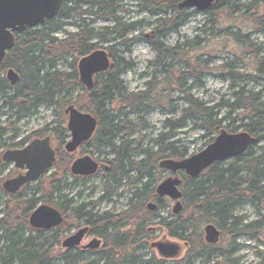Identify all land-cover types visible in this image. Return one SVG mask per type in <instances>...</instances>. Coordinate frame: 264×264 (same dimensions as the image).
<instances>
[{"label": "trees", "instance_id": "16d2710c", "mask_svg": "<svg viewBox=\"0 0 264 264\" xmlns=\"http://www.w3.org/2000/svg\"><path fill=\"white\" fill-rule=\"evenodd\" d=\"M137 1L151 15H164L156 20L152 33L151 45L158 51V60L174 56L163 49L160 41L168 34L176 32L195 11L179 9L181 0ZM245 1L217 0L205 13L211 16L210 23H213L214 17L225 12L233 20H250L249 23L255 25L257 32L264 33V0H251L248 6L242 5ZM64 3L55 18L36 28H28L18 35L16 47L10 52L11 56L7 61L9 67L19 71L20 83L14 91L0 81L1 108H6L11 113L17 108L25 116L34 114L41 106L61 110L65 104L75 105L79 95L76 99H72V96L79 89L86 99V109L79 110L93 115L98 122L95 133L84 148L112 158L109 161L103 160L106 167L101 168L104 189L102 198L112 194V185H120L122 179L128 177L132 171L135 173L134 178H127L130 179L128 186L131 187L128 203H134L136 208L133 212L126 210L123 216L105 213L107 215L96 218L91 217L85 208H76L75 212L91 222L94 229V226L102 225L94 234L102 239L103 247L86 253L79 250L64 251L59 246L57 230L33 229L29 226L28 218L41 203L60 208L66 201V197L59 194L62 188L77 183L82 185L85 180L72 178L71 182L62 186L55 182L56 175L52 174L49 176L51 185L48 193H44L46 191L42 188L41 181H38L28 184L24 192L5 198L0 214V264H55L56 261L63 264H176V259H161L158 255L157 259L153 254L148 239L157 230L165 232L174 241L183 243L185 255L181 261L185 264H193L197 257H204V261L208 262L215 255L226 257L223 262L216 264H238L234 255L242 246L237 243V239L264 234V150L259 153L253 150L257 143L264 140V101L261 106L256 107L252 105L259 103L255 94L250 93L245 98L243 93L237 94L241 106L248 111L247 123L239 127H230L229 124L223 126L229 121L228 117L218 118L214 107H207L191 98H188L187 107L182 110L178 120L167 121L171 130L179 128L185 121L197 123L206 137H210L207 143H211L222 130L236 134L238 129H242L240 133L247 134L254 141L240 155L214 163L194 178L183 172L172 175L181 177L179 191L182 208L179 214H171L169 219L163 218L159 213L166 208V203L156 195L158 180L154 177L155 172L158 169L168 172L161 166V162L170 159L180 161L187 155L184 150L175 148L173 142H166L172 136L170 132L156 137L153 142L154 151L144 150L140 152L143 159L138 162L131 161L130 152L135 150L129 151L131 142H128V138L138 131L136 124L128 122L127 115L145 114L148 109L156 107L151 101L156 96L152 92L153 82L146 83L144 91L129 94L123 81L119 80L129 67L117 55L128 53L134 45L135 40L128 39V34L137 24L122 23L113 0H65ZM82 7L86 9L82 10ZM259 10L260 15L257 14ZM233 13L237 15L234 16ZM90 17L110 21L112 25L96 31L86 22ZM74 18L76 21L72 22ZM71 23L76 32L67 33L65 38L57 39L56 34L63 33L64 28ZM227 35L237 39L240 34ZM116 40L120 42L105 47L98 46L114 43ZM98 47L106 51L112 68L95 75L94 85L87 89L79 83L75 57L82 58ZM116 48L123 49L122 53ZM174 50L179 48L175 47ZM252 53L254 56L260 54L259 50H253ZM13 54L16 56H12ZM259 60L260 65L263 64L264 56ZM59 65L67 67L69 72L59 69ZM187 69L190 70V66ZM191 70L192 74L187 75L196 77L195 69ZM247 100L250 102L247 103ZM125 109L130 112L122 113ZM112 112L117 115H110ZM62 120L52 131L61 145L67 139ZM137 120L141 121V118L138 117ZM47 130L48 127H45L41 132ZM223 162L228 163L223 166ZM79 196L78 194L77 197ZM149 202L157 204L156 211L149 212L144 208ZM245 203L257 208L259 215L256 220L244 224L233 215V211ZM209 224L220 231V236H231L225 249H219V245H209L204 241L202 231ZM124 228L126 230L122 231ZM148 252V259H143V255ZM84 254L95 255V258L81 261ZM259 264H264V257Z\"/></svg>", "mask_w": 264, "mask_h": 264}, {"label": "rangeland", "instance_id": "374dc122", "mask_svg": "<svg viewBox=\"0 0 264 264\" xmlns=\"http://www.w3.org/2000/svg\"><path fill=\"white\" fill-rule=\"evenodd\" d=\"M113 1L116 2L115 4L118 9L117 16L122 19V23L137 24L134 30L128 34V39L135 40L134 45L129 49L128 53H122L123 49L116 48L118 52L122 53L117 56L121 57L129 67L128 71L119 77V80L123 81L129 94L142 92L146 88V83L153 82L154 88L152 92L156 95L155 99H153L152 95L153 98L151 100L154 103L153 106L156 105V107L148 109L145 114L136 113L127 115L128 122L136 124L138 131V133L128 138V142H131L129 151L135 150L134 152H130L131 161L138 162L143 159L144 156L140 152L144 150L154 151L153 142L159 134L172 132V136L166 142H173L175 148L180 151L184 150L187 155L186 158L197 154L210 144L207 143L210 137H206L204 130L199 128L197 123L193 121L182 122V126L174 130L169 129L167 125L168 120L176 121L181 117L182 110L187 107L188 98L197 100L207 107H214V113L218 115V118L228 117L227 120L229 121H226L223 126L229 124L230 127H239L247 123L248 111H245L241 106L237 94L243 93V97L245 98L248 94L253 93L259 99V103H252V105L256 107L261 106V103L264 101V63L260 65L259 58L264 56V33L257 32L255 25L249 23L250 20H233L225 12H222L221 16L217 15L214 17L213 23H210L212 18L209 14L195 11V13H192L185 19L176 32L168 34L160 41L163 49L167 50L170 54H174V56L158 60V51L151 45L153 41L152 33L156 20L164 17V15H151L145 11L137 0ZM250 4L251 0H246L242 5L248 6ZM85 9L86 7H82V10ZM257 14L260 15L261 10ZM232 15L236 16L237 14L233 13ZM83 18H86V16ZM74 21H76V18L72 20V22ZM86 22L96 31L112 25L110 21H103L96 17H90ZM74 32H76V28L71 23V25L64 28L63 33L57 34L56 38L63 39L67 33ZM228 33H239L240 35L235 39L228 36ZM118 42L120 41L116 40L114 43L99 44L98 46L105 47ZM175 47H178L179 50L175 51ZM96 49H99V47ZM253 50H259L260 54L254 56ZM75 59L77 61L79 57L77 56ZM68 60L71 61V59ZM188 66H190V70L187 69ZM191 68L195 69L196 77H189L187 75V73L192 74ZM59 69L69 72V69L63 65H59ZM77 95L79 97L75 105L73 103L65 104L61 110L55 107L41 106L34 114L24 116L20 123L15 125L22 131L20 136L25 137L36 134L38 131L48 127V130L41 134L42 136L52 135L56 144L55 133H52V131L58 127V122L61 119L67 120V116L66 118L63 116L64 110L69 105H72L77 110L79 108L86 109V99L84 95H81L79 89L75 91L72 99H76ZM246 102L249 103L250 101L247 100ZM1 104L0 101V128L5 129V134L10 136L7 128L13 121L14 114L6 108H1ZM129 112V109L122 111V113ZM110 115L115 116L117 114L116 112H112ZM138 117L141 118V121L137 120ZM262 119L264 120V117ZM241 131L242 129H238L236 134ZM61 132L59 133L61 134ZM34 137L38 136L33 135L32 138ZM120 138L121 135H119ZM253 150L255 153L264 150V140L257 143L256 148ZM85 155L100 163L102 167L105 166L103 160L109 161L112 159L110 156L104 157L103 155L85 150L84 147L81 151L79 150L75 155H72V158L76 159ZM60 160V163L54 169H51L39 180L41 181L42 188L46 191L44 193L50 191V175L56 174L58 177L54 180L62 186L65 183L71 182L73 178L69 174V171H67L68 156ZM228 162H223V166H226ZM126 169L127 166H125ZM101 171L102 169L95 176L89 177L82 185L77 183L75 186L68 185L62 188L59 194L66 197V200H72L75 203H87L99 200L104 195ZM8 175L9 173L6 170L0 171V178ZM134 176L135 173L131 171L128 177L122 179L120 185H112V194L105 197L109 202H105L100 208L102 210L101 213L125 215L124 212L128 210V198L131 192V187L128 186L130 179L127 178H134ZM169 176L168 172L160 169L154 175L158 180V184ZM176 177L181 178L178 175ZM78 194L80 198H77ZM5 198L7 196L0 190V214L4 207ZM164 202L166 203V208L162 209L159 214L161 217L169 219L174 202L169 199H165ZM233 215L241 219L245 224L256 220L259 210L245 203L235 208ZM121 230L124 231L126 228ZM71 233L72 230L69 229V231L59 237V241L62 242ZM91 239V237L88 238L82 244L88 243ZM230 239L231 236L227 234L221 235L217 243L219 249H225ZM156 241L178 243L181 251L176 258V264H185L181 261L183 255H185V248L182 242L174 241L165 232L160 230L152 232L151 237L148 239V244ZM237 243L242 246L234 255V258L238 259V264H259L261 258L264 257V234L259 237H239ZM154 252L153 254L158 259L155 250ZM149 256L148 252L143 255V259H148ZM218 256L211 257L208 262L204 261V257H197L193 260V264H216L217 262H223L226 258ZM94 258L95 255L84 254L81 257V261L92 260ZM55 264L63 263L56 261Z\"/></svg>", "mask_w": 264, "mask_h": 264}, {"label": "water", "instance_id": "95a60500", "mask_svg": "<svg viewBox=\"0 0 264 264\" xmlns=\"http://www.w3.org/2000/svg\"><path fill=\"white\" fill-rule=\"evenodd\" d=\"M217 0H182L178 8L190 9L196 12H205L216 3ZM61 0H0V63L4 57L5 50L13 46L12 33H21L27 28H34L50 20L57 15ZM112 64L105 50L97 49L78 61V79L81 84L90 89L94 85L93 76L105 72ZM7 79L14 84L18 77L13 71H9ZM68 116L67 129L71 133V140L66 143L65 151L74 152L82 143L88 142L97 127V119L84 113L73 106L65 109ZM254 141L245 133L229 134L222 130L216 138L202 151L191 155L183 160H165L161 166L176 174L183 172L194 178L210 165L225 161L240 155L247 146ZM49 137L43 140H33L24 150L11 152L4 155V160L14 162L18 168L27 170L25 175L8 180L4 184V190L12 194L26 183L36 181L45 173L54 162V152L49 147ZM98 164L90 157L84 156L73 162L70 173L74 176L89 177L98 171ZM181 181L176 176H170L156 186L155 192L159 199L169 198L174 202L172 214L177 215L181 211V192L179 185ZM149 211L156 210L154 203L147 204ZM61 222L59 212L52 206L39 205L29 215V226L36 230L49 231ZM87 229L79 230L75 235L63 240L62 248L77 247L80 244ZM204 241L209 245H216L219 241L220 231L213 225L203 228ZM100 241L93 240L84 248L97 249ZM161 259H176L181 251L178 243L169 241H157L150 245Z\"/></svg>", "mask_w": 264, "mask_h": 264}, {"label": "flooded vegetation", "instance_id": "af4514ba", "mask_svg": "<svg viewBox=\"0 0 264 264\" xmlns=\"http://www.w3.org/2000/svg\"><path fill=\"white\" fill-rule=\"evenodd\" d=\"M64 1L65 0H61V3L59 5V9H58V12L60 10V8L62 6H64ZM57 12V14H58ZM57 16V15H56ZM55 16V17H56ZM54 17V18H55ZM53 19V18H52ZM51 20V19H50ZM45 21H48V20H45ZM44 21V22H45ZM42 25V24H41ZM39 25V26H41ZM38 27V26H37ZM67 27V26H66ZM36 28V27H34ZM28 29V28H27ZM26 30V29H25ZM24 30V31H25ZM24 31H22L21 33H18V32H14L12 33L13 34V38H14V42H13V46L10 48V49H7L5 50V53H4V57L0 63V81H3L5 82L6 85H8L11 90H16V86L20 83V78H21V75L19 73V71H17L15 68H12V67H9V63H8V59L9 57L11 56L10 52L13 50L14 47H16V41H17V37L18 35L22 34ZM60 34V33H59ZM57 35V34H56ZM56 37V36H55ZM106 52V51H105ZM107 54V53H106ZM12 56H16V55H12ZM108 56V54H107ZM109 58V57H108ZM80 59V58H79ZM79 59L77 61H79ZM110 60V59H109ZM111 62V61H110ZM78 65V62L76 64V66ZM112 68V67H111ZM110 68V69H111ZM9 71H13L17 77H18V80L14 83V84H11L10 81L7 79V74ZM77 74H78V70H77ZM100 74V73H98ZM98 74H95V75H98ZM94 75V76H95ZM93 76V78H94ZM94 81V80H93ZM80 83V81H79ZM81 84V83H80ZM83 87H85L83 84H81ZM86 88V87H85ZM23 89V88H21ZM88 89V88H87ZM23 91H25L23 89ZM24 104V102H23ZM69 106H72V105H69ZM8 110V109H7ZM24 110V109H23ZM86 113V112H84ZM13 121L10 123V125L8 126L7 130H9L10 132V136H7L5 134V129H2L0 128V171L2 170H6L7 173H9L8 176H5L3 178H0V190L5 194V196L7 197H11V196H16L18 195L19 193H22L25 191V188L28 184H35L37 183L46 173H48L51 169H54L59 163H60V159H61V156H68L69 158V161H68V171H69V174L71 175V177L73 178H80L81 180H87L89 177H93L95 176L99 171L100 169L102 168V165L100 163H97L95 160V162L98 164L99 168H98V171L93 174L92 176H89V177H82V176H74L70 173V168H71V165L73 164V162L79 158H82V157H78L76 159H73L72 158V155H75L76 152H78L79 150L81 151V149L83 147L86 146V144L91 140H89L88 142H85V143H82L74 152L72 153H67L65 151V145L66 143H68L70 140H71V133L70 131L67 129V122H68V116L65 114V110L63 112V116H65L64 118H66L67 116V120H62V122H64V125H65V131H64V135L67 136V139H65V142L63 143V145H61L55 138V141H56V144L53 140V137L52 135H48V136H42V132L41 131H38L36 134H32V135H27L25 137H22L20 136L21 132L15 125H17L18 123H20V121L23 119V117L25 115H23L22 113H19L18 112V109L15 108L14 111H13ZM98 126V124H97ZM97 129V127H96ZM96 131V130H95ZM66 132V133H65ZM33 135H37L38 137H34L32 138ZM46 137H49V147L53 150L54 152V162L52 164V166L45 172L43 173L36 181H33V182H30V183H26L24 184L23 186H21L16 192L12 193V194H9L7 193L5 190H4V184L8 181V180H11V179H14V178H17L19 176H22V175H25V173L27 172V170L24 168H17L15 166V163L14 162H8V161H5L4 160V155L7 154V153H11V152H20L22 150H24L33 140L35 139H39V140H43L44 138ZM92 138V137H91ZM85 156H88V155H85ZM106 167V166H105ZM59 171V169H58ZM57 171V172H58ZM59 174V173H58ZM56 175V174H55ZM56 177H58L56 175ZM78 182V181H77ZM75 186V185H74ZM25 195V194H24ZM23 195V196H24ZM77 198H80L77 197ZM165 199H168V198H163L161 200H165ZM69 201V202H67ZM105 202H109V200L107 198H100L99 200H96V201H90V202H87V203H84V202H80V203H75L73 202L72 200H66L60 208L58 207H55V206H52L54 207L60 214V217H61V222L55 226L52 230H57L59 233H58V237H60L61 235L65 234L67 231H69V229L72 230V233L68 236H73L75 235L79 230L81 229H87L86 230V233L84 234L82 240L80 241V244L77 246V247H71V248H62V242L59 241V246L60 248H62V250H72V251H77L79 250L80 252L82 253H86L88 251H96V250H99L103 247V241L102 239L98 238L94 232L96 231V229L98 228H101L102 225H99V227L97 226H94L96 227L95 229L93 228V226L91 225V222H88L85 219H83L79 214H77L75 212V209L76 208H79V207H82V208H85V211L86 212H89L90 216L93 217V218H96V217H100L102 215H107L105 214L106 212L104 213H101L102 210H100V208L105 204ZM135 202V200H134ZM151 203V202H149ZM147 203V204H149ZM153 203V202H152ZM147 204L145 205V208L147 209ZM39 205H48V204H39ZM38 205V206H39ZM66 205V206H65ZM156 205V210H157V204L155 203ZM37 206V207H38ZM50 206V205H48ZM36 207V208H37ZM35 208V209H36ZM135 204L134 203H131L129 204L128 203V209L129 210H132V212L135 210ZM154 210V211H156ZM34 211V210H33ZM32 211V212H33ZM147 211H149L147 209ZM154 211H149V212H154ZM31 212V213H32ZM120 215V214H118ZM113 216V215H112ZM116 216V215H114ZM120 220V218L118 219ZM67 237V238H68ZM92 238L88 243L86 244H82L85 240H87L88 238ZM65 240V239H64ZM93 240H99L100 241V244H99V247L97 249H89V248H84L85 246H87L89 243H91ZM157 242V241H156ZM154 243V242H153ZM152 244V243H151ZM150 244V245H151ZM151 248V247H150ZM154 251V249H152Z\"/></svg>", "mask_w": 264, "mask_h": 264}]
</instances>
